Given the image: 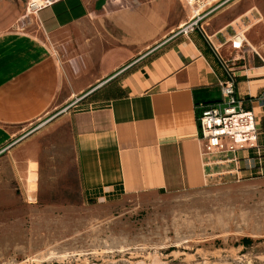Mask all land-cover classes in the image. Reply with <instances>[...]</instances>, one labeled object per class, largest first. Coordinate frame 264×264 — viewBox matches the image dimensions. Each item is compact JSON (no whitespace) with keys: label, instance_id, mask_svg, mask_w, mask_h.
<instances>
[{"label":"rangeland","instance_id":"374dc122","mask_svg":"<svg viewBox=\"0 0 264 264\" xmlns=\"http://www.w3.org/2000/svg\"><path fill=\"white\" fill-rule=\"evenodd\" d=\"M29 12L21 7L10 40L44 39L70 97L97 78L100 27L141 39L195 17L186 0H114L71 40L69 26L46 33ZM202 14L201 28L230 67L264 66V0H227ZM54 127L25 143L16 161L8 148L0 151V264H264V172L215 177L194 191L90 199L70 130Z\"/></svg>","mask_w":264,"mask_h":264},{"label":"crops","instance_id":"0c3cea01","mask_svg":"<svg viewBox=\"0 0 264 264\" xmlns=\"http://www.w3.org/2000/svg\"><path fill=\"white\" fill-rule=\"evenodd\" d=\"M113 1L61 0L41 7L39 22L46 33L69 26L74 40L75 31L80 37L92 19L104 18ZM29 2L0 0V151L8 148L16 161L29 140L53 126L67 127L81 188L90 199L194 191L215 177L252 172L242 162L223 171L205 165L199 104L220 101V83L232 78L250 107L249 100L264 95V66L230 67L201 27L190 34L169 28L152 37L122 39L104 25L94 38L97 78L70 97L44 39L10 40L9 30ZM70 102L73 109L66 115L43 121ZM254 107L261 153L242 150L238 156H254L253 171L264 172V112Z\"/></svg>","mask_w":264,"mask_h":264},{"label":"built area","instance_id":"2783aa9c","mask_svg":"<svg viewBox=\"0 0 264 264\" xmlns=\"http://www.w3.org/2000/svg\"><path fill=\"white\" fill-rule=\"evenodd\" d=\"M59 1L61 0H49L47 4ZM226 1L193 0L195 4L213 2L210 8ZM43 6H39L37 12ZM202 15L190 20L185 26L179 28L180 31L190 34L199 29ZM220 88L222 96L220 101L199 104L202 109L199 116L201 155L206 166L224 164L234 165L236 168L242 162L246 169L253 171L257 167L256 158L254 156L240 158L238 152L255 151L256 155L260 156L262 129L254 103L260 112H264V95L249 100L250 107H247V100L240 98L237 94L234 79L222 81Z\"/></svg>","mask_w":264,"mask_h":264},{"label":"bare ground","instance_id":"6f19581e","mask_svg":"<svg viewBox=\"0 0 264 264\" xmlns=\"http://www.w3.org/2000/svg\"><path fill=\"white\" fill-rule=\"evenodd\" d=\"M186 2L188 3V5H190L191 10L193 9L195 16V17L193 16L194 18H196L197 16H201L202 12L208 11L210 9V6L213 4V2L195 4L193 0H186ZM47 3H49V0H31L27 9L28 11H30L29 13L38 14L37 8ZM243 40H245V38L241 34H239L237 37L234 38L235 43L238 45L240 43H243Z\"/></svg>","mask_w":264,"mask_h":264}]
</instances>
